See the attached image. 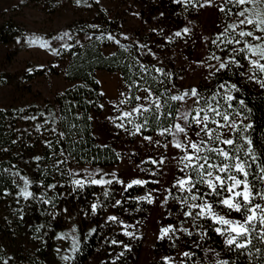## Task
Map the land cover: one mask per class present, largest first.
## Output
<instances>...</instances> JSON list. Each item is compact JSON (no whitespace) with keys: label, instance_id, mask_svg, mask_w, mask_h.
<instances>
[{"label":"trees","instance_id":"obj_1","mask_svg":"<svg viewBox=\"0 0 264 264\" xmlns=\"http://www.w3.org/2000/svg\"><path fill=\"white\" fill-rule=\"evenodd\" d=\"M164 6L170 11L177 10V4L172 1H165ZM220 20L224 28L233 22L223 13H220ZM99 23L102 28L109 24L106 20ZM30 40L27 29L20 23L11 19L0 23V43L15 45L6 54L7 61H11L20 49L29 46ZM108 43L106 35H93L75 43L71 49L64 50L68 55L64 78L73 81L72 86L55 93L51 98H44L38 93L40 103L20 102L0 108V264H84L103 242L102 217L118 195L116 186H107L111 192L108 197L103 195L104 188L95 185L73 192V178L67 175L73 164L104 167L119 161V152L111 145L99 144L92 132L90 114L92 111L96 114L101 112L99 101L102 98L99 83L96 82V70L119 71L129 94L128 85L132 80L139 81L140 87L151 88L157 95L164 92L165 88L170 89L173 94H179L173 84H170V78L175 81L177 71L172 61L168 62L161 54L141 51L137 40L120 42L116 44L114 52L106 54L102 46ZM212 52L223 55L211 43L209 53ZM141 63L149 66V72L140 71ZM241 63L245 64L244 68L237 70L233 67L229 71L216 73L209 84L194 87L202 95L208 96L225 81L239 86L241 91L231 94L238 100L245 101V123L252 124L250 131L253 147L261 160H264V89L239 74L247 72L246 62ZM153 65L163 68L170 76L157 73L151 67ZM30 69L31 72L27 69L21 73L0 69V88L13 85L30 92L31 88L26 82L47 72L40 66ZM48 72L55 73V67L50 66ZM163 99L165 98L162 97V102ZM178 106L179 102L168 100L164 107L155 111V115L160 117L159 121L150 117L149 127L144 134H153L159 131L161 125L167 126L170 122H175ZM169 111L173 113V117L167 116ZM41 113L44 115L41 116ZM32 116L37 119H27ZM45 120H48L47 124L44 123ZM38 123L43 126L40 131L35 127ZM53 128L65 134L60 144L56 143L58 136L52 132ZM45 141H52V145L47 146ZM37 156L41 157L39 161L34 159ZM58 160L65 162L58 164ZM16 172L33 181L30 190L36 194V199L25 201L17 197V184L22 186V182L14 175ZM62 172L65 174L61 175ZM41 181L45 187L40 186ZM48 184H57V188L47 189ZM140 189L141 187L136 186L127 192L123 191L122 201L126 197L131 199ZM45 193V198L53 199L54 207L39 199ZM97 200L102 206L96 214H92L91 204ZM71 212L79 219V251L72 253L70 261H65L57 249L59 242H68L69 238L61 240L57 237L61 233H67L66 217ZM204 225L207 236L215 242L214 245L224 259L235 260L236 264H264V257L257 255L254 248L251 255L247 252L239 255L227 251L213 230L212 223L204 221ZM92 229L95 232L89 235ZM257 247L264 248V245Z\"/></svg>","mask_w":264,"mask_h":264},{"label":"rangeland","instance_id":"obj_2","mask_svg":"<svg viewBox=\"0 0 264 264\" xmlns=\"http://www.w3.org/2000/svg\"><path fill=\"white\" fill-rule=\"evenodd\" d=\"M165 1L176 3L177 10H167L164 6ZM199 3H203V0H192L191 4L177 3L176 0H81L80 4H77L76 0H0V23L8 19L20 23L27 29L28 37L31 39L41 37L56 48H59L62 43L74 45L93 35H106V37L111 35L120 42L137 40L139 45L147 46L141 48V51L150 49L154 55L161 54L168 62H173L177 71L175 81L170 78V84H173L180 93L198 84L203 86L209 84L212 76H209L207 65L217 64L216 61L207 60V57L211 54L209 53L211 38H215L214 36L224 30L220 12L213 8H200ZM231 19L234 20V18ZM102 20L109 22L106 28L99 25ZM185 27L191 29L189 34L181 37L174 36L176 31ZM63 32H69L72 39L65 38L63 41L52 39ZM205 37L210 39L206 41ZM115 40H108L109 43L102 46L104 53L114 52L117 44ZM13 46L15 45L11 43H0V69L21 73L42 65L47 72L36 75L26 82L31 88L30 92H25L24 89H18L13 85L2 86L0 108L20 102L40 103L41 101L37 99L38 93L44 98H51L55 93L74 84L73 81L64 78L65 65L68 61V55L64 50L56 56L39 48L38 45H32L23 47L11 61H7L6 54ZM200 61H204V64L201 65ZM50 66L55 67V73L48 72ZM95 77L99 81V91L103 95L99 101L101 112L96 114L92 111L90 114L92 132L99 144L113 146L119 152L120 158L117 163L104 167L73 164L70 169L79 173V176H72V178L83 176L85 169L94 171L99 168L109 174L115 171L119 179L125 182L136 178L148 181L159 179L161 185L169 187V181L173 175H179L178 172H173L168 167H165L163 173L157 176H152L147 171H140V168L155 171V166L150 163H141V161L147 160L148 156L158 158L164 150L142 142L137 136L129 135L125 130L115 127L109 119L119 114L113 105L123 99L120 94L128 93L120 72L96 70ZM190 104L191 101H189ZM120 107L128 110L131 106L121 105ZM187 107L188 105H182L179 102L180 111H184ZM236 119L239 120L240 117ZM126 127L132 129L131 125ZM150 135L156 139H162L157 136V132ZM193 138H195L194 133ZM171 163L174 164V161ZM105 178L111 179V176ZM113 184L118 190V195L102 217L103 242L84 264H165L164 257L172 258V264H181V262L183 264H215L214 254L208 251L214 249L215 252L220 253L214 245L215 242L207 235L205 239H200L201 233L206 231L204 221L201 220L198 225H193L190 219L183 216V210L173 199H169L168 204H163V197L168 195L163 187L149 183L141 187L131 199L126 197L122 201L123 185ZM154 188H160L159 192L153 193L157 197L155 203L148 204L146 201L134 199ZM173 194L178 195L175 192ZM116 200H121L122 204L113 207ZM110 215L118 217L126 225H131L126 230L132 232L134 237L124 235L125 228L120 223L108 221L107 217ZM66 220L69 241L58 244L62 258L71 256L73 253L72 237L75 236L79 241L78 216L71 212L67 214ZM182 221L185 222L182 223ZM169 224L178 229L187 228L193 235L189 236L183 231H177L173 240L157 239L160 228ZM73 227L77 229L75 233L72 232ZM114 239L128 245V249L121 245H113L111 241ZM218 239L222 246H225L223 238L218 236ZM121 252L124 253L123 256H120ZM184 252L195 255L189 260L183 256ZM219 259H224L221 254Z\"/></svg>","mask_w":264,"mask_h":264},{"label":"snow or ice","instance_id":"obj_3","mask_svg":"<svg viewBox=\"0 0 264 264\" xmlns=\"http://www.w3.org/2000/svg\"><path fill=\"white\" fill-rule=\"evenodd\" d=\"M76 2L80 4L81 0H76ZM176 2L191 4L192 0H176ZM228 5L231 7H227ZM198 7L213 8L228 18H234L233 22L227 24L222 32H219L215 38H211V43L223 55L212 52L207 57V60L217 62L215 65L211 63L207 65L209 76L229 71L233 67L237 70L242 69L245 64L241 61H244L247 65V72L239 74L264 89V0H222V2L221 0H203V3L198 4ZM190 32L191 29L185 27L176 31L174 36L181 37ZM65 38L72 39L69 32L52 37L53 40L60 41ZM107 39L115 40V37L109 35ZM204 39L208 41L210 38L205 37ZM115 42L120 44L119 40H115ZM28 43L29 46L38 45L39 48L56 56L61 54V50L73 47L72 44L62 43L59 48H56L41 37H35ZM139 47L147 46L139 45ZM149 52H151L150 49ZM199 63L203 65L204 61ZM139 67L141 72H149L148 65L141 63ZM151 67L165 77L170 76V73H167L163 68H157L154 65ZM31 71L32 69H29V72ZM96 82L99 83V81ZM160 83L164 82L160 81ZM128 88L131 94L121 93L123 99L113 105L119 114L109 117V119L112 120L115 127L125 130L129 135L137 136L142 142L164 150L158 158L148 156L147 160L141 161V163H150L155 166V171L144 168H140V171H147L152 176H157L163 173L165 167H168L173 172H178L179 175H173L169 181V187H164L159 179L148 181L136 178L125 182L119 179L115 171L109 174L99 168L94 171L85 169L83 176L71 180L73 192L95 185L104 188L103 195L108 197L111 192L107 186H111L113 183L123 185L124 192L136 186L144 187L149 183L160 185L168 193L163 197V204H168L169 199L176 201L183 210V216L190 219L193 225H198L201 220L211 221L217 236L223 238V244L227 251L239 255H244L247 252L251 255L254 248L257 255L264 257V248L257 247V245H264V160H261L253 147L250 131L252 124L244 123V120L247 119L243 112L246 107L245 101L238 100L231 94L239 93L241 91L239 86L236 83L225 81L220 83L217 90L208 96L202 95L197 87L183 90L179 94H173L170 89L165 88L164 92L157 95L149 87H140L137 80H132ZM137 92L140 94H136ZM100 94L103 95V93ZM162 97L165 98L163 102ZM168 100L180 102L188 107L184 111L176 110L178 115L175 116V122L159 127L157 136L162 139L145 135L144 132L150 124V117L159 121L160 117L155 115V111L164 107ZM189 101H191L190 105ZM121 105H130L131 107L128 110H123ZM43 115L41 113V116ZM167 116L173 117V113L169 111ZM236 117H240V119L237 120ZM27 119L36 120L37 117L32 116ZM44 123L47 124L48 120H45ZM126 125H131L134 131L127 128ZM35 127L37 131H40L43 126L38 123ZM52 132L57 133L56 143L60 144L65 134L58 132L56 128H53ZM193 133L195 138H193ZM45 143L49 147L52 145V141H45ZM117 158H120L119 153H117ZM34 159L39 161L41 157L37 156ZM172 161L174 164L171 163ZM64 162L57 161L58 164ZM64 174L61 173V175ZM14 175L22 182V186L17 184L19 189L16 193L17 197H21L25 201L36 199V194L30 190L33 181L19 172ZM67 175L79 176V173L69 169ZM109 175L111 179H106L105 177ZM164 175H168V173H164ZM40 186L45 187L43 181L40 182ZM46 188L54 190L57 188V184H48ZM159 191L160 188H154L145 195L134 197V199L153 204L157 201V197L153 193ZM174 192L178 195H174ZM45 196L46 193L42 194L39 199L44 204H51L54 207L53 199H47ZM121 204V200H116L113 207ZM101 206L99 200L92 203V214H96ZM107 220L120 223L125 228L123 234L134 237L132 232L126 230L131 225L124 224L114 215L108 216ZM184 222L182 221V223ZM76 231L77 229L73 227L72 232ZM177 231H183L189 236L193 235L187 228L178 229L169 224L160 228L157 239L173 240ZM93 232L95 229H92L89 235ZM206 235V231L202 232L200 239H205ZM57 238L65 240L69 237L67 233H61ZM72 240V251L78 252L79 241L75 236L72 237ZM111 243L121 245L125 249L129 247L115 239ZM197 247H199L198 244ZM57 251L60 250L57 249ZM208 251L214 254L215 264H236L235 260L219 259L220 253L215 252L214 249ZM123 254L121 252L120 256ZM194 255L190 252L183 253V256L189 260ZM63 259L70 261L72 257L64 256ZM163 259L165 264H172V258L164 257Z\"/></svg>","mask_w":264,"mask_h":264}]
</instances>
